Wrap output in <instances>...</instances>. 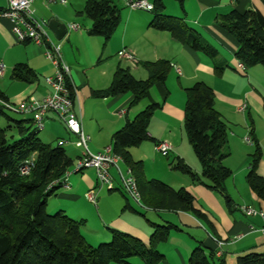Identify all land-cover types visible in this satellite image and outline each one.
Instances as JSON below:
<instances>
[{
	"label": "crops",
	"instance_id": "1",
	"mask_svg": "<svg viewBox=\"0 0 264 264\" xmlns=\"http://www.w3.org/2000/svg\"><path fill=\"white\" fill-rule=\"evenodd\" d=\"M86 1L67 0V5L61 6L46 5L37 0L32 3L31 9L37 21L48 24L50 20L56 19L67 26H79L76 31L68 29L61 41L55 40L49 32L52 40L59 43L63 62L69 67L70 82L74 89L72 111L81 122L83 133L89 138V151L97 154L111 148V138L115 132L147 105L162 101L161 110L155 111L152 117L158 118L159 127L148 129L149 136L155 143L145 141L131 148L129 152L133 160L141 162L148 180L161 178L164 182H169L156 161L158 152L155 150V144L167 142L172 146L171 152L165 156L168 166L171 162L180 160L178 147L179 142L182 143L183 140L185 89L202 82L213 90L215 109L230 132L227 136L230 155L223 164L233 172L225 181L224 195L201 184L208 183L201 176V169L197 173L201 177L200 179L197 175L198 182L188 177L183 179L182 188L194 198L195 207L206 214L205 221L186 212H157L134 201L121 188L118 170L124 176L128 172L121 160L117 163L118 170H110L113 181L108 187L100 188L95 180L96 176L88 177V172L95 174L92 169L71 174L67 178L68 188L62 187L50 199L49 210H62L70 218L83 221L81 234L91 246L109 241L110 229L127 233L147 244L153 224L171 226L167 241L157 246L163 258L156 264H188L191 252L201 243L206 254L208 249L215 251L214 258L210 260L211 264H236L238 257L253 253L263 254L264 232L261 229L264 228V217H251L240 211V208L245 206L264 214V199L253 193L246 183L252 153L249 151L250 147L246 146L249 144L244 140L249 137L245 136L244 129L240 132L243 138L235 135L234 132L238 130L234 123L238 114L243 118L247 115L250 119L254 113L264 116L261 105V99L264 101V68L255 66L241 72L234 56L237 45L216 22L219 15H224L232 9L239 12L258 9L264 14L261 2L185 0L182 12L177 2L172 4L169 0H163L165 13L184 18L190 27L198 31L202 38L217 50V58L211 59L175 41L168 32L150 28L152 13L129 9L126 6L127 0H113L119 9L120 24L108 42L101 37L90 36L92 23L80 14ZM6 7L7 1L0 0V12ZM122 50L133 53L134 65L120 58ZM44 51L41 46L18 43L11 32V23L0 18V64L4 68L3 75L0 76V91L6 96L8 106L14 107L22 102L37 105L50 93V88L44 80L54 74V67L45 57ZM161 60L169 62L171 67L167 79L164 84L153 85L144 102L138 106L130 107V93L104 98L95 96V92L110 87L118 67L128 69L137 80H145L147 72L142 64ZM215 63L225 65L222 73L215 72ZM17 64H25L31 69L32 74L28 76V80L13 78V69ZM175 68L180 70V75L176 73ZM242 106H246V109L239 111ZM121 111L124 112L123 115H119ZM23 116L22 119H31L29 115ZM58 121L63 124L64 132L56 142L58 144L61 140L69 141L64 148L68 147L75 154L72 157L66 152L75 163L81 154V150L74 146L76 137L67 130L56 114L48 112L45 115L43 130L45 127L51 128ZM250 129L254 132L252 124ZM258 142L261 146V140ZM262 146L264 150V145ZM235 157L237 162L233 161ZM121 165L126 172H123ZM257 173L264 178V153L257 165ZM232 190L235 194L233 199H229ZM90 191L96 194V205L91 204L85 197ZM225 198L228 199L227 202ZM207 227L210 228L211 234L207 233ZM214 241L224 244L219 249ZM128 263L145 264L139 257L129 259Z\"/></svg>",
	"mask_w": 264,
	"mask_h": 264
},
{
	"label": "trees",
	"instance_id": "2",
	"mask_svg": "<svg viewBox=\"0 0 264 264\" xmlns=\"http://www.w3.org/2000/svg\"><path fill=\"white\" fill-rule=\"evenodd\" d=\"M149 1L153 5L150 28L168 32L175 41L191 50L211 59L217 58V50L184 18L164 14L163 0ZM174 1L183 12L185 0ZM259 1L264 7V0ZM80 14L92 23L89 35L101 37L105 42L120 24L119 9L113 0H87ZM216 22L235 41L234 56L245 70L255 66L264 68V14L261 11L232 9L219 15ZM142 67L147 79L137 80L128 69L118 67L110 87L95 92V96L104 98L130 93V107L138 106L153 85L165 83L171 68L164 60L145 62ZM224 68V64L215 63L217 74ZM31 74L27 65L17 64L12 76L28 80ZM185 97L183 129L199 163L201 176L208 182L201 184L224 195L225 181L232 176V171L223 164L230 155L228 129L215 109V94L211 87L197 82L185 89ZM6 104L7 98L0 91V264H129L128 260L134 257L145 264L161 261L163 256L157 246L167 241L171 226L153 224L147 244L110 229L109 241L91 246L81 234L83 221L70 218L62 210H49L50 199L62 188V179L74 161L59 144L52 147L43 143L32 119L11 116L14 112L8 110ZM160 108L158 103L149 104L127 121L113 134L111 151L135 179L140 203L146 208L157 212H186L205 221L206 214L195 207L191 194L183 188L174 190L163 182L148 180L141 162L133 160L129 152L145 141L155 143L149 136L148 126ZM249 134L255 149L250 156L246 183L253 193L264 199V178L257 173L262 151L252 129ZM169 166L198 182V177L182 160L171 162ZM208 251L206 254L201 243L191 252L188 264H211L215 251ZM236 264H264V253L238 257Z\"/></svg>",
	"mask_w": 264,
	"mask_h": 264
},
{
	"label": "built area",
	"instance_id": "3",
	"mask_svg": "<svg viewBox=\"0 0 264 264\" xmlns=\"http://www.w3.org/2000/svg\"><path fill=\"white\" fill-rule=\"evenodd\" d=\"M7 7L0 12V18L7 19L11 23V32L15 36L18 43H30L44 47L45 57L51 62L54 67V74L51 77L45 78L46 85L50 88V93L45 96L37 105H29L26 102L11 107L6 104V107L11 112L20 115H29L33 121L34 128L39 132L43 130V120L48 112H52L65 124L67 130L76 137L74 146L81 150L80 157L74 163L73 167L66 172L62 179V187L68 188L67 178L74 173H79L83 170L92 169L96 175L98 186L108 187L112 185V177L110 170L117 168L119 158L116 157L111 148L103 153L93 154L88 149L89 138L83 133L81 122L76 118L72 111L74 89L70 82L69 67L63 62L61 47L58 42L52 40L50 32L45 22L37 21L34 17L31 5L37 0H6ZM46 5L58 4L61 6L67 5V0H39ZM126 6L131 10L152 12L153 5L147 0H127ZM68 29L78 30L77 24H69ZM120 58L135 64L134 55L128 50H122L119 54ZM237 68L244 72L245 68L242 64H238ZM3 65L0 64V76L3 75ZM175 71L180 75V70L175 68ZM246 106L239 108V111H244ZM123 111L119 115H123ZM245 143L251 144L250 137L244 140ZM64 147L69 144L68 140H61L58 143ZM155 150L163 156H168L172 150V146L167 142H159L155 144ZM122 190L137 203L140 202L139 194L135 179L128 171L127 175H122L119 170ZM86 199L93 205H96L97 198L94 191H90L85 195ZM240 211L247 216H260L264 214L251 207H241ZM264 232V228L261 229ZM217 247L220 249L224 244L221 241H216ZM220 252H218L219 254Z\"/></svg>",
	"mask_w": 264,
	"mask_h": 264
},
{
	"label": "rangeland",
	"instance_id": "4",
	"mask_svg": "<svg viewBox=\"0 0 264 264\" xmlns=\"http://www.w3.org/2000/svg\"><path fill=\"white\" fill-rule=\"evenodd\" d=\"M169 2H171L172 4H176V2L174 0H169ZM164 14L169 15V14L165 13V11H164ZM171 16H173V15H171ZM173 17H177V16H173ZM171 80L172 79H170V82H171ZM261 101H262V104H261L262 105V110L264 112V103H263L264 101H263V99H261ZM162 103H163L162 101L158 102V104H160L161 107H162ZM159 110H161V108ZM10 115L13 116V117H16V118L24 117L23 115H18V114H14V113H10ZM250 124H252V126H253V129H254V132H255V135H256V138H257V142L259 140H261V146H260L259 142H258V144H259V146H260V148L262 150V155H263V153H264L263 146H262V145H264V116L263 115L258 114V113L257 114L254 113V115L252 116V119H250L247 115H246L245 118H243L241 115L238 114V117L235 118V123H234V125H236V128H237L236 130H238V132H234V134L238 135L240 138H243L244 136L240 132L242 131V129H244V130H246L245 136L250 137V135H249ZM3 125H4V122L1 121V126H3ZM150 127L151 128H158L159 127V123H158V118L157 117L152 118V120L149 123L148 129ZM160 129L162 130L161 127H160ZM63 132H64L63 124L60 121H58L56 123V125L52 126L51 128H46L45 127V130L39 132L38 136H39L40 140L43 143L49 144L52 147H55L57 145V142H56L57 138L60 137V135ZM229 133L230 132L228 130V135H229ZM246 146L250 147L249 151L251 153L254 152V149H255L254 148V144L251 143V144L246 145ZM64 149L66 150V152L70 156L71 155H72V157L75 156V154L72 153L71 150L68 147H65ZM157 154H158L157 155L158 158L156 159V161H157L158 165H160L162 167V170L164 172V177H165L166 181H169V182H164L163 180H161V178H157V179L155 178L154 180H157V181H160V182L163 181V183H166L168 186H170L174 190L181 189L183 187L182 185L184 183L183 179H186L187 177L191 178V176L186 174V173H183V172H181L179 170L172 169L170 166H168L167 158L165 156L161 155L160 153H157ZM178 155H179V159L182 160L191 169V173L194 176H197L198 175L197 173L200 171V166H199L198 161H197V159H196V157H195V155L193 153V150H192V148H191V146H190V144L188 142V139L186 137L184 129H183V140H182V143L179 142ZM170 159H172V158H170ZM233 161L237 162L236 161V157L233 158ZM121 167L123 169V172H126L125 168L122 165H121ZM112 174H114V172H112ZM87 175H88L89 178H93V177L96 176L92 172H88ZM198 176L201 179L200 175H198ZM159 177H162V176H159ZM170 179H174V180H170ZM192 181H190L191 184H192ZM242 181H243V178H242ZM71 182H72V180H71ZM170 183H172V185H174V187ZM233 194H235V192H233V190L230 191V196L231 197L228 196V198L229 199H231V198L233 199ZM224 200H225V202L228 201V199H226V198ZM89 206H91V205H89ZM243 207H245V206H243ZM238 212H240V211H238ZM207 229H208L207 233L211 234L210 228L207 227ZM101 243H105V242H101ZM215 244H216V242H215Z\"/></svg>",
	"mask_w": 264,
	"mask_h": 264
},
{
	"label": "water",
	"instance_id": "5",
	"mask_svg": "<svg viewBox=\"0 0 264 264\" xmlns=\"http://www.w3.org/2000/svg\"><path fill=\"white\" fill-rule=\"evenodd\" d=\"M48 30L52 33L53 37L57 41L64 39L68 32V27L66 24L60 23L58 20H50L47 24Z\"/></svg>",
	"mask_w": 264,
	"mask_h": 264
}]
</instances>
